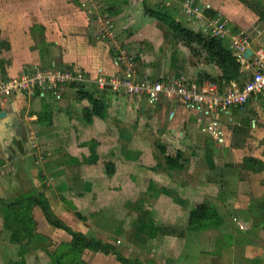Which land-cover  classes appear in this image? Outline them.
<instances>
[{"label": "crops", "instance_id": "0c3cea01", "mask_svg": "<svg viewBox=\"0 0 264 264\" xmlns=\"http://www.w3.org/2000/svg\"><path fill=\"white\" fill-rule=\"evenodd\" d=\"M197 2L208 3L207 0ZM21 3V15L12 10L13 19L8 31L13 34L9 40L14 51L0 77L15 76L22 70L54 62L61 66L84 68L90 82L82 84L80 88L106 103L107 114L103 119L95 117L91 123L86 122L84 110L91 108V104L86 99L78 100V87L68 88L59 101L51 94L43 98L16 94L6 108L0 111L8 114L0 120V256L3 259L0 264H21L23 261H20L18 245L12 244L11 232L4 226L3 204L33 188L43 192L51 206L58 207L62 196L71 199L75 194L77 197L78 193L88 196L98 192L104 197V194L111 195L116 188L122 193L138 189L140 193H147L150 187L165 191L175 190L179 185L182 188L186 186L182 189L186 196L181 204L196 199L197 204L212 200L205 196L210 189L215 190L216 196L224 195V191L234 194L233 200L230 195L225 197L224 205L235 214L239 225L230 237L234 253L238 255L237 263L244 264V252L255 248V245L241 230L244 229L243 224L249 225L254 221L256 212L253 209L261 207L260 204L256 206L255 200L259 198L258 193L264 194V93L254 94L245 111L231 108L226 113H213L205 118L196 109L188 108L178 101L162 100L157 105H151L144 98L119 95L110 90L100 91L93 83L94 80L100 75L111 77L122 72V68L116 64L113 42L93 41L88 31L84 27L79 28L78 22L72 18L73 22L69 21L71 19H59L57 28L54 31L48 28L50 34L47 39L36 46L30 31L36 22L34 9L40 5V1L22 0ZM227 7L226 2L221 4L222 10ZM127 10L128 7H124L115 20L117 32L121 35L124 31L122 29L128 27V24L122 25L135 15L134 9ZM18 17L23 19L22 26L25 28L15 25ZM138 22L147 21L144 19ZM249 22L253 23V20L244 21L241 26L247 31H253L255 27ZM52 32L55 34L53 38L50 37L53 36ZM135 32L145 34L144 38L160 33L159 27L148 24H138ZM155 38H158L157 34ZM155 38L149 39L156 42ZM263 39L264 30H260L249 41L248 49L255 50ZM161 42L162 39L156 42V46H160ZM240 61L249 69L250 59L240 58ZM144 65L142 75L135 74L137 79L145 75L162 81L179 78L169 71L155 70ZM199 70L214 76L219 73L207 64ZM197 72H188L183 78L196 82L209 81L206 78L198 79ZM212 118L220 120L223 144H218L211 134L204 131L205 119L209 121ZM206 138L214 140L215 169L213 172L204 170L201 173L197 170V160H206ZM157 143L167 145L168 153H174L173 146L181 149L180 144L187 145L188 153L184 154L186 167L170 172L154 171L157 161L163 160L156 147ZM189 145L195 146L200 153L196 158L192 157L193 150L188 148ZM40 155H43L44 160H39ZM189 159L192 162L195 160L194 164L189 165ZM107 164L112 165L109 168L113 171L110 177L106 174ZM204 173H208L210 179L207 176L202 178ZM97 176L103 177L102 180L107 183L101 191ZM45 180L49 183L45 184ZM77 185L81 188L78 189ZM163 199L159 198L156 203L160 205ZM166 203L167 211L172 210L171 218L175 206L172 207V201ZM213 204L220 210L216 203ZM261 208L264 209V205ZM7 241L9 244H6ZM250 262L253 264L255 260L247 261L248 264Z\"/></svg>", "mask_w": 264, "mask_h": 264}, {"label": "rangeland", "instance_id": "374dc122", "mask_svg": "<svg viewBox=\"0 0 264 264\" xmlns=\"http://www.w3.org/2000/svg\"><path fill=\"white\" fill-rule=\"evenodd\" d=\"M21 1L0 0V73L2 74L8 66L11 53L14 51L9 40L13 34L8 31L10 22L13 19L12 10H16L21 15L23 11ZM39 1L40 5L38 4L34 9L36 22L32 25L30 31L36 46L45 42L50 34L48 28L53 31L57 28L59 19H71L69 21H72V18H74L75 22H78V27H84L93 41L113 42L112 49L114 52H112L115 53L114 55L122 57L121 52L125 54L123 59H126L127 64L130 63V68L135 74L142 75L141 71L145 66L144 64H146V67L155 70L169 71L179 78L187 76L188 72L191 74L198 71V79H214L222 82L225 88L231 87L233 83L222 80L226 76H230L225 75L226 72L235 75L237 77L235 83L241 86L252 76V72L239 61L240 58L234 43L241 39L247 40L249 43L254 34H259L260 30H264V0H207L208 3H200L204 4L206 8H204V15L199 21L195 18L194 20L191 19L193 16L190 9L185 8L187 0H95L96 7L92 8V13L97 11L106 15L107 20L114 25L112 33L108 27L107 32L101 31V27L88 20L90 9L86 6L83 7L80 0ZM224 2L227 3L228 7L222 10L221 4ZM126 6L129 10L134 9L135 15L122 25L128 24L126 25L128 27L122 29L124 31L121 35L120 32H117L115 20ZM158 10L165 11L171 17L182 22L185 27L194 30L195 36L191 38L189 44L184 41L181 35L173 32L154 17L153 12ZM215 18H219L229 30L227 36L218 39L221 40L230 56L236 60L235 62H240L238 68L235 67V62L230 61L228 66L225 67L217 56L208 52L203 46L204 41L201 42V39L197 36L201 31L207 34L203 31L204 26L208 24L207 20ZM144 19L147 22H138ZM251 20H253V23H249L255 28L252 29L253 31H247L241 26V23ZM138 24L157 26L160 33H154L148 35V38H144L145 34L135 32ZM15 25L25 28L22 26L24 21L21 17L16 19ZM51 34L53 36L50 37L53 38L55 36L54 32ZM155 34L158 38H155ZM150 37H154L156 42L162 39L161 45L157 47V43L149 39ZM142 54L146 57L145 59ZM126 55L128 58H126ZM18 58H21V56H18ZM129 60L131 61L129 62ZM50 64L62 69L74 68L72 65L61 66L55 62ZM205 64L211 65L212 69L219 71L218 75L214 76L206 71H200L199 68ZM122 65L124 64L122 63ZM82 70L86 72L84 68ZM206 140H208L205 141L206 146L204 148L206 160H197V164H199L197 170H200L201 173L204 170L213 172L215 169L213 161L215 156L214 140L207 138ZM185 146L187 145L180 144L179 148L181 149L173 146V149L175 148L173 152L180 150L183 154H187ZM188 148L193 150L192 157L196 158L200 154L196 151L195 146L189 145ZM40 161L42 160L40 159ZM189 161V165L195 162V160L192 162L190 159ZM157 163H159V160ZM106 169V174L110 177L112 173L108 174V168ZM206 174L204 173L202 178L204 176L210 177L208 173ZM102 178L97 176L100 191L107 184ZM182 178H184V175ZM50 179V182H52V178ZM48 183L49 181L45 180V184ZM114 183L117 184V181H114ZM77 187L78 189L81 188L80 185H77ZM184 187L186 186L182 188L179 185L175 190L165 191L158 188L160 192L157 191L156 193L154 190L151 196L140 193L139 189L135 192L122 193L118 188L114 189L111 195L106 196L104 194V197L103 194L98 192H92L88 196L78 193L77 197H75V194L71 199L62 196V204L57 201L59 202L58 207L51 206L46 195L33 188L29 192L18 196L17 199L6 202L17 204L19 200L27 204L31 200V206L26 210V226H23L26 229H21L23 232L29 233L30 237L23 244H12L18 245L21 251L20 261L23 260L21 264H53L54 258L64 260L63 264H238L236 259L238 255L234 253V245L231 243L230 236L234 229H237V226L239 228V225L235 220V214L227 209V205H224L225 197L230 194L224 191V195L216 196L215 190L210 189L205 196L212 198V200H208L209 202L216 203L219 206L220 210H217L216 213L221 223L217 224L216 219L213 222L211 219H205V222L202 221L204 223L203 228L201 227L195 232H185L190 215L188 210H192L197 205L198 200L181 204V200L186 196V192H183ZM258 194L259 198L255 200V203H257L256 206L260 204L259 206L262 207L264 205V194ZM232 195L234 196V194H231L230 199L233 200ZM203 196L202 199H204ZM161 197L164 198V202L158 205L156 202ZM33 200L35 201L32 202ZM167 201H172V207L175 206L171 218L172 210L170 209L168 210L169 216H167ZM46 206L50 209V214L46 212ZM109 207L110 210H108ZM261 207L253 209L256 215L252 223L249 225L243 224L244 229L240 227L241 231L248 235V239H252L255 245V248L246 249L247 252L245 251L246 253L243 254L247 261H250V259L255 260L253 264H264V209ZM10 212L12 211L10 210ZM141 222H143L142 225ZM14 225L16 227L17 223ZM155 228L165 231L173 230V233L180 235L185 233V236L183 235V238L159 234L157 238H151L149 233L154 231ZM68 231L74 234L88 235V240L94 249H85L79 253L76 251L69 258L67 254L70 248L73 247V239ZM170 237L176 239H169ZM6 244H9V242L7 241ZM116 250L123 255H117ZM2 260L0 256V263ZM246 260L244 264H248ZM249 264H252V262Z\"/></svg>", "mask_w": 264, "mask_h": 264}, {"label": "built area", "instance_id": "2783aa9c", "mask_svg": "<svg viewBox=\"0 0 264 264\" xmlns=\"http://www.w3.org/2000/svg\"><path fill=\"white\" fill-rule=\"evenodd\" d=\"M80 2L83 7L86 6L90 9L89 21L101 27V31L107 32L108 27L112 33L114 25L107 20V16L97 11L92 13V8L96 7L95 0H80ZM185 8L190 9L192 20L195 18L199 21L204 15L206 6L204 7L196 0H187ZM207 21L208 24L204 26L203 30L207 34L215 38L228 35L229 30L219 18ZM234 47L237 49L239 58H244L249 43L247 40H237ZM121 56L116 57V64L122 68V72L111 77L100 75L93 81L98 90H110L115 94L137 99L144 98L151 105H157L162 100L178 101L188 108L196 109L200 116H205V118L213 113H226L231 108L245 111L254 94L264 93V42L253 50V56L250 58L251 78L242 86L232 83L231 87L223 91L217 83L210 81L196 82L185 78L162 81L148 76L137 79L130 68V63L127 64L126 59H123L125 54L121 52ZM126 58H128L127 55ZM122 60L123 62H121ZM87 82L90 81L81 68L62 69L54 64L25 69L15 76H1L0 111L6 108L12 96L16 94L42 98L46 94H51L55 100L59 101L68 88ZM220 127L219 119L212 118L209 121L205 119L204 131L211 134L218 144H223L224 137ZM40 159L44 160L43 155L39 156Z\"/></svg>", "mask_w": 264, "mask_h": 264}, {"label": "trees", "instance_id": "16d2710c", "mask_svg": "<svg viewBox=\"0 0 264 264\" xmlns=\"http://www.w3.org/2000/svg\"><path fill=\"white\" fill-rule=\"evenodd\" d=\"M154 17H156L160 22H162L164 25L168 26L173 32L181 35L184 38V41L187 42V44L190 43V40L193 36H195V33L190 30L189 28L185 27L184 24L175 18L171 17L169 14H167L165 11H154L153 12ZM201 42L204 41L203 46L208 50V52L211 55L217 56L218 59H220L225 67L228 66L229 61L235 62L236 60L230 56V54L225 50L224 46L221 43V40L215 37H212L210 35L205 34L204 32H199L197 35ZM186 44V45H187ZM240 61V60H239ZM235 62V67H240V62ZM220 62V64H222ZM234 65V64H233ZM225 75L226 78L222 79L223 81L228 82H235L237 77L235 75H231L229 72H226ZM210 82L218 83L220 89L223 91L225 87H223L222 82H218L216 80L209 79ZM80 88V85L74 86ZM78 100H84L86 99L90 104L91 108H86L84 110V119L86 122L91 123L94 121V118L97 117L99 119L105 118L107 114V104L104 103L100 98L95 97L94 95L89 94L85 90L81 89L77 92ZM156 147L158 149V152L163 156L162 162L157 163V165L153 168L156 172H170L172 170H182L184 169L186 165V160L184 158V154L182 151L178 150L174 153H168V147L167 145L157 143ZM106 167L108 168V174H111L112 171L109 170L112 165L107 164ZM148 190L146 195L148 196L155 192H160V190L156 188H152ZM33 200L32 202H34ZM31 206V200L25 204L23 201H17V204H3L2 213L4 217V226L5 228L11 232V241L12 243L16 244H23L25 241H27L28 237H30V234L27 232H23L25 227V222H27L26 216V210L29 209ZM46 212L50 214V209L46 206ZM10 210L12 212H10ZM217 209L216 206L209 202H203L200 204H197L191 211L189 215L188 225L185 230L195 232L197 229L199 230L201 227L203 228L205 219H211L213 222L214 219H216L217 224L221 223V220L219 216L216 213ZM16 220V222H15ZM15 223H17V226L14 227ZM143 222H141L142 225ZM30 225V224H29ZM26 226V225H25ZM21 227V228H20ZM23 228V230H21ZM70 232V231H68ZM184 233V232H183ZM159 234L162 235H169V236H180L183 237V235L173 233V230H160L159 228H155L154 231H151L149 233V236L151 238H157ZM70 235L73 239V247L70 248L68 252L69 258H71L74 255V252L77 251V253L81 252L85 249H91L93 248L91 242L88 240V235H82V234H74L70 232ZM185 236V235H184ZM76 247V248H75ZM78 248V249H77ZM24 249V248H23ZM94 249V248H93ZM115 253L119 256H122L119 251H115ZM124 261V260H123ZM64 260L58 258L53 259V264H63ZM125 262V261H124Z\"/></svg>", "mask_w": 264, "mask_h": 264}, {"label": "water", "instance_id": "95a60500", "mask_svg": "<svg viewBox=\"0 0 264 264\" xmlns=\"http://www.w3.org/2000/svg\"><path fill=\"white\" fill-rule=\"evenodd\" d=\"M253 56V50L252 49H248L245 53H244V58H246L247 60L250 59ZM8 116V114L6 112H0V120L6 118Z\"/></svg>", "mask_w": 264, "mask_h": 264}]
</instances>
